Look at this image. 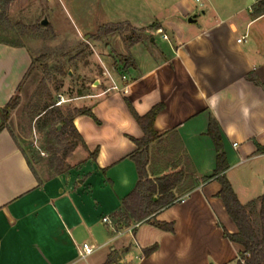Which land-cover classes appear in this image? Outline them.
<instances>
[{
	"label": "crops",
	"instance_id": "0c3cea01",
	"mask_svg": "<svg viewBox=\"0 0 264 264\" xmlns=\"http://www.w3.org/2000/svg\"><path fill=\"white\" fill-rule=\"evenodd\" d=\"M259 1L207 0L202 14H192L196 4L185 11L189 18L196 16L193 22L180 16L140 26L128 21L144 29L141 39L130 45L142 52L139 61L131 55L128 91L86 96L100 122L86 114L75 116L88 156L67 172L35 169L27 150L29 137L13 125L18 106L10 110L0 130V264L238 263L244 247L224 234V228L236 233L238 227L217 196L220 182L208 178L217 166V150L207 132L214 117L227 154L226 174L240 201L261 197L264 13L254 14ZM154 23L164 32L150 28ZM34 59L29 48L0 42V108L23 95ZM251 73L259 84L249 78ZM125 97L141 115L160 102L166 105L155 120L161 137L148 146L147 172L155 179L185 171L174 189L185 195L183 200L151 214L174 222V232L147 222L133 227L139 221L123 217L124 199L139 181L131 157L137 145L129 136L144 135ZM105 216L110 223L103 222ZM130 238L136 247L126 243ZM84 243L95 247L85 257L80 253ZM155 244L158 250L145 256L144 249Z\"/></svg>",
	"mask_w": 264,
	"mask_h": 264
},
{
	"label": "rangeland",
	"instance_id": "374dc122",
	"mask_svg": "<svg viewBox=\"0 0 264 264\" xmlns=\"http://www.w3.org/2000/svg\"><path fill=\"white\" fill-rule=\"evenodd\" d=\"M206 1L14 0L7 11L14 29L6 32L0 29V38L22 44L35 57L13 116V125L29 137L27 150L35 169L67 172L80 166L88 156L81 142L64 156L69 141L77 138L70 130L49 137L43 115L47 106L67 113L75 107L87 108L90 99L87 95L113 92L125 95L129 66L121 57L125 55L132 60L134 55L139 61L142 52L140 47H130L143 36L141 28L133 24H150L157 18L167 22L171 16L189 21L185 11L196 4L198 7L192 14H202L208 8ZM46 17L49 23L44 25ZM112 18L117 22L130 21L133 26H120L115 33L100 39L89 37L92 32L98 33L102 25L111 23ZM115 84L119 89L111 90ZM64 99L67 102L60 104ZM57 127L60 131L64 128L61 123ZM176 196V201L185 197L181 193ZM126 243H132L133 247L137 244L132 238Z\"/></svg>",
	"mask_w": 264,
	"mask_h": 264
},
{
	"label": "trees",
	"instance_id": "16d2710c",
	"mask_svg": "<svg viewBox=\"0 0 264 264\" xmlns=\"http://www.w3.org/2000/svg\"><path fill=\"white\" fill-rule=\"evenodd\" d=\"M13 1L14 0H0V29L2 32L12 31L14 29L7 13ZM263 13L264 0H260L254 5V14L261 15ZM123 25L129 27L133 26L128 21L111 22L102 25L98 33L90 34L89 37L100 39L103 35L115 33L119 30V27ZM150 28L158 29L159 25L154 23ZM141 30L142 32L144 31L143 28H141ZM140 39L141 36L134 43L138 42ZM0 42L15 46H23L19 43L9 42L4 38H0ZM121 61H124L126 66H133L134 64L133 61L125 55L121 57ZM249 78L259 84L256 73H251ZM124 99L132 115L141 126L144 135L139 138L129 136L137 145V150L131 155V157L137 164L139 181L135 189L124 199L123 217L127 221L134 220L152 223L165 231L174 232V222L159 221L151 216V214L176 202L177 196L174 193V189L185 178V171H176L159 176L155 179L149 178L147 172L148 146L161 137L159 131L155 129V120L157 115L166 105L164 102H160L154 105L146 114L141 115L128 97H125ZM18 105L19 96L16 95L11 98L4 108H0L3 118V124L0 126V130L3 128L4 123L9 117L10 110L16 108ZM43 112V115H46L44 125L49 127V137L58 136L61 133L70 130L77 138L69 141L64 156H67L69 152L75 150L79 142L86 145L82 135L74 124L75 116L86 114L93 117L98 123L100 122L88 107H75L67 113H64L59 108L47 106ZM57 123H61L64 126L62 131L58 129ZM207 134L212 138L217 150V166L214 174L208 178H215L220 182L221 190L218 192L217 196L222 198L228 213L238 227L236 233H230L224 228V234L231 241L238 242L244 247V250L240 253V259L237 264H264V194L246 204L240 201L226 174V169L229 165L227 154L223 144L220 125L214 117L210 119ZM258 148L259 150L264 149L260 144H258ZM98 151L99 149L97 148L91 153V157L96 158ZM156 250H158L157 244L145 248L143 252L144 255L148 257Z\"/></svg>",
	"mask_w": 264,
	"mask_h": 264
},
{
	"label": "built area",
	"instance_id": "2783aa9c",
	"mask_svg": "<svg viewBox=\"0 0 264 264\" xmlns=\"http://www.w3.org/2000/svg\"><path fill=\"white\" fill-rule=\"evenodd\" d=\"M195 1L199 2V1H201V0H195ZM158 32L163 33L164 31H163L162 28H159V29H158ZM164 38L167 39L168 36L165 34V35H164ZM241 40H242V39H239V41H241ZM126 79H127V76H126ZM127 88H128V84L126 83L125 86H124V91H125V93H127V91H128ZM110 89H111V90L119 89V85L115 84V85L111 86ZM64 100H65V99H64ZM60 104H62V101H60ZM235 145H237V144H235ZM181 200H183V199H181ZM178 201H180V200H178ZM103 222H104V223H110V222H111V218H110V216H105V217H103ZM141 223H142V222H140V221H139V222H135L134 225H133V227H137V226H139ZM133 227H132V228H133ZM94 250H95V247H94L93 245H91V244H89V243H84L83 246H82V249L80 250V253H81V256L85 257V256L91 254Z\"/></svg>",
	"mask_w": 264,
	"mask_h": 264
},
{
	"label": "water",
	"instance_id": "95a60500",
	"mask_svg": "<svg viewBox=\"0 0 264 264\" xmlns=\"http://www.w3.org/2000/svg\"><path fill=\"white\" fill-rule=\"evenodd\" d=\"M195 18H196V16L190 17V18H189V21L193 22V21L196 20ZM42 23H43L44 25H46V24L49 23L47 17L42 21Z\"/></svg>",
	"mask_w": 264,
	"mask_h": 264
}]
</instances>
